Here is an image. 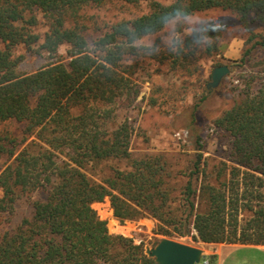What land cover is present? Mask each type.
Returning a JSON list of instances; mask_svg holds the SVG:
<instances>
[{
  "label": "trees",
  "instance_id": "1",
  "mask_svg": "<svg viewBox=\"0 0 264 264\" xmlns=\"http://www.w3.org/2000/svg\"><path fill=\"white\" fill-rule=\"evenodd\" d=\"M107 1L0 0V264H157L143 242L110 232L93 207L106 197L122 221L152 215L163 236H187L195 229L193 236L204 242L264 244V58L254 56L264 50V0H149L148 12L107 25L92 38L82 12ZM214 9L236 14L250 32L246 46L253 42L236 64L244 84L239 99L213 121L232 138L230 163L222 161L215 171L203 152L180 169L165 154L134 158V125L119 116L140 89L135 67L125 59L141 56L143 49L193 75L198 52L220 49L222 28L215 22L181 30L175 48L158 49L160 39L151 47L137 42L173 20ZM39 15L44 33L37 31ZM202 27L211 31L202 33ZM203 35L207 41L199 42ZM64 44L70 46L69 61L20 70L24 54L17 47L38 46L55 56ZM214 91L207 87L201 100ZM157 103L152 96L150 104ZM10 121L19 131L4 128ZM113 159H129V168H115L103 182L85 171ZM22 199L30 214L12 225ZM113 225L124 226L115 219ZM209 259L216 264V255Z\"/></svg>",
  "mask_w": 264,
  "mask_h": 264
},
{
  "label": "rangeland",
  "instance_id": "2",
  "mask_svg": "<svg viewBox=\"0 0 264 264\" xmlns=\"http://www.w3.org/2000/svg\"><path fill=\"white\" fill-rule=\"evenodd\" d=\"M162 1L168 2L169 0ZM149 10V0H142L138 4L127 3L124 0H108L99 7L95 5L86 7L82 12V17L89 24L91 37L94 38L107 25L124 19H132ZM39 16L40 24L37 31L44 33L47 27L41 15ZM192 19L198 23H190L189 20ZM210 21L222 28L220 49L212 54L198 52L192 58L195 73L191 76L183 74L182 70L177 71L173 68L171 59L146 56L143 49L140 50L141 56H130L125 59V65L135 67L136 72L133 78L140 89L134 105L121 110L119 116V119L128 117L134 125L130 148L134 158L147 154H165L180 169L189 166L190 160L195 159L196 152H203L211 166L215 167V171L222 161L230 163L228 155L232 138L227 131L216 127L213 121L236 99H239L240 89L244 86L239 77V66L236 64L246 47H251L253 42L246 46L250 32L241 24L236 14L228 10L214 9L205 13H197L187 19H176L161 32L143 37L137 45L151 47L160 39L158 49L162 44L166 45V48H175L176 44L181 41V30L184 33H190L199 24ZM252 28L254 31H260L257 24H253ZM0 47H3L1 41ZM37 49L38 46H34L33 50L25 46L17 47V53L24 54L20 63L21 71L33 72L50 61L61 59L67 62L70 59L68 44L62 45L55 56L48 52H39ZM254 56L255 61L264 58V50H255ZM218 63L231 65V71L218 87L212 88L215 89L214 94H210L209 98L202 101L203 95L209 94L207 84L211 81L212 70L218 66ZM152 96L158 99L156 105L150 104ZM196 104H200L198 108L195 107ZM4 128L17 132L20 125L10 121L5 123ZM200 144L202 146H199ZM129 165V159H113L89 165L85 171L93 180L103 182L113 175L115 168L126 169ZM213 181L215 182V178ZM183 182L184 178L178 181L180 185ZM93 207L102 219L108 221L111 233L131 237L136 243L143 242L146 250L154 247L162 237H167L156 233L159 221L150 214H145L135 220H120L114 214L109 197H106L104 201L93 203ZM30 211L29 202L22 199L13 217L12 225L19 223L24 216L30 214ZM112 219L124 226L116 229L114 225L110 227ZM194 234L197 235L195 229L190 235L174 239L199 247L205 246L199 237L193 236Z\"/></svg>",
  "mask_w": 264,
  "mask_h": 264
},
{
  "label": "water",
  "instance_id": "3",
  "mask_svg": "<svg viewBox=\"0 0 264 264\" xmlns=\"http://www.w3.org/2000/svg\"><path fill=\"white\" fill-rule=\"evenodd\" d=\"M230 71L228 64L215 66L211 73V81L208 82L207 87H218ZM204 253L203 247L170 237H162L154 247L147 249V254L154 257L157 264H200Z\"/></svg>",
  "mask_w": 264,
  "mask_h": 264
},
{
  "label": "crops",
  "instance_id": "4",
  "mask_svg": "<svg viewBox=\"0 0 264 264\" xmlns=\"http://www.w3.org/2000/svg\"><path fill=\"white\" fill-rule=\"evenodd\" d=\"M208 255H216V264H264V244L241 242H204Z\"/></svg>",
  "mask_w": 264,
  "mask_h": 264
},
{
  "label": "clouds",
  "instance_id": "5",
  "mask_svg": "<svg viewBox=\"0 0 264 264\" xmlns=\"http://www.w3.org/2000/svg\"><path fill=\"white\" fill-rule=\"evenodd\" d=\"M186 19H187V17H186ZM189 22L190 23H193V24L198 23V21H196L194 19L189 20ZM210 31H211V28L210 27H202L201 28V32L202 33H208ZM207 39H208V37L206 35H203L201 41H199V42H205V41H207Z\"/></svg>",
  "mask_w": 264,
  "mask_h": 264
},
{
  "label": "built area",
  "instance_id": "6",
  "mask_svg": "<svg viewBox=\"0 0 264 264\" xmlns=\"http://www.w3.org/2000/svg\"><path fill=\"white\" fill-rule=\"evenodd\" d=\"M200 264H210L209 255L206 252L203 254Z\"/></svg>",
  "mask_w": 264,
  "mask_h": 264
}]
</instances>
